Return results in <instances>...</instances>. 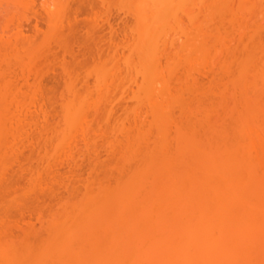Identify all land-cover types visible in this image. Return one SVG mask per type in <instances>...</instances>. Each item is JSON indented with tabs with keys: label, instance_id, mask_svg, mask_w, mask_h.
Wrapping results in <instances>:
<instances>
[{
	"label": "bare ground",
	"instance_id": "obj_1",
	"mask_svg": "<svg viewBox=\"0 0 264 264\" xmlns=\"http://www.w3.org/2000/svg\"><path fill=\"white\" fill-rule=\"evenodd\" d=\"M17 1H19V0H17ZM137 1L138 2L140 1L141 3L139 2V4L143 5V6H141V9H140V7H138L139 8L138 10H140L141 14L136 9V12L140 15V18L137 17L138 20L136 21L139 24V25L137 24L138 30H139V27H141V28L144 27L143 25H145V27H146L147 21L152 20V19H150L151 15L153 13L154 14L152 17H154V15H157L156 14L157 10L158 9L160 10V8L155 9L156 7L154 6L155 5L154 3L158 4L157 3L158 0L157 1L155 0V2H154V0H137ZM187 1H190V0H187ZM200 1L201 0H198V2H200ZM202 1H204L203 4H202V2H200L199 5L200 4L203 5V7H202L203 13L202 14H204V19H205L204 22H206V20H208L207 19L208 17H209V19H210V17H212L211 19H213V16H215L214 13H217L218 11L221 12V10L224 9V7H225V4L222 0H202ZM20 2H21V0L19 1V3ZM27 2H26V4L29 3V2L28 3ZM151 2H154L153 6H152ZM256 2H257V0L255 1V3ZM15 3L16 2H14L13 4H15ZM161 3H162V1H161ZM191 4L192 3L190 2V5ZM28 6H29V4H28ZM137 6H138V3H137ZM156 6H158V5H156ZM165 6H166V4H165ZM222 6H224V7L222 8ZM9 7H12V6H7V8H9ZM19 7H20V5L18 6V8ZM252 7L250 8V10L252 9ZM197 8H200V7H197ZM4 9H6V8H4ZM9 9L4 10L5 11L4 13L7 14L9 12ZM19 9H21V8H19ZM243 11H245V10H243ZM2 12L3 11L0 10V13H2ZM240 12H241V10H240ZM261 12H263V11H261ZM221 13H223V12H221ZM224 13H226V12H224ZM163 14L164 13H162V15H161L162 18H163ZM255 14H257V13H255ZM2 15H0V16H2ZM136 16H137V14H136ZM148 16H150V17L148 18ZM216 16H218V14ZM141 17H143V18H141ZM141 19L143 22H141ZM144 19H146V20H144ZM158 19H160V21H161V18H158ZM144 22H145V24H144ZM211 22L212 21H210V23ZM158 23H159V21H158ZM0 24H1V20H0ZM150 24L151 23L148 22V25H150ZM203 25H205V26H203ZM203 25H202L203 29L198 26L199 28H201V33L199 30L198 36H199V34H201L200 36L203 35L201 38L199 37V39L201 40L199 42L201 44H197L196 45L197 47L195 46V44H193V46H192L191 42L193 41V39H191L192 41H190L189 39L193 34L189 35L190 37L187 40V41H190V44L187 45L189 47V49L184 50V52L187 51V53H190L189 51L192 50L191 53H193L194 48L196 49V52L198 49L197 53H199V54L202 53V55H204V56L201 55L200 58L203 57V59L205 61V63H204V66H205L206 65V58L208 55L207 50L211 47V46L209 47V45L212 44V47H213L215 45L214 44L215 42L213 43V41H214L213 40L212 42H210L211 44H206V35L208 36V33L210 31L208 32L209 29H207L208 33L205 31L206 26L208 25L207 22ZM153 26H154V24H153ZM204 27H205V29H204ZM2 28H4V27H2ZM141 28H140V30H141ZM156 28H158V26ZM17 29L18 28L16 27V30ZM21 29H22V27H21ZM151 29H154V27H152ZM202 30L206 33H204ZM141 31L145 32V30L143 31V29ZM195 31H196V27H195ZM152 33H154V31ZM16 34H17V31L14 34V36H18V34L17 35ZM209 35H211V33ZM145 36H147V38H149V40L151 39L150 37H152V35L148 36L147 34ZM218 37L214 36V38H218ZM147 38H146V40H147ZM14 39H15V37H14ZM209 39L210 38H208L207 41ZM22 40L23 39H21V41ZM146 40H145V42H146ZM218 40H219V42L222 41V39H220V38H218ZM218 40L216 41V43H218ZM4 41H6V39ZM13 41H15V40H13ZM27 41H29V40H27ZM30 41H32L34 43L35 40H30ZM194 42H195V40H194ZM6 43H8V42H6ZM6 43L5 44L2 43V44L5 46ZM22 43H24V44L15 45L16 46L15 48H17V46H18L19 48H21V50L19 48L18 49L20 51H22L23 49L25 50L28 47H30L29 46L30 43L25 44L26 40H24V42H22ZM146 43H148V42H146ZM146 43L140 44L142 46H140L138 44V42H137V44L135 43L136 46L138 45V49L136 48V46H135V49L140 53L142 52L141 54H144V51H143L144 48L143 47H145V49H146V47L148 48V46H149V49H147V51L150 50V47H151L149 44L147 46H144ZM187 43H189V42H187ZM135 44H132L131 47ZM218 44L215 45L214 47L215 48H216V46L220 47L221 42L219 45ZM35 45L37 46L39 44H35ZM151 45H153V44H151ZM7 46H8V44H7ZM259 46H261V45L259 44ZM12 47H14V46L11 45V48ZM222 47L226 48L227 46L221 45L220 48H222ZM243 47H244V45H243ZM2 48H3V46H2ZM215 48L213 50L214 52H215ZM220 48L218 49V51H220ZM31 49L29 51V48H28V51H29L28 53L31 52ZM34 49H35V51H39V49L38 50H36V48H34ZM129 49H131V48H129ZM153 49L151 50L152 53H154V51H156L155 50L156 48L154 47V45H153ZM195 49H194V51H195ZM249 49H250V47H249ZM255 49H257V48H255ZM226 50H228V49L226 48ZM226 50H224V52H226ZM252 50H253V47H252ZM16 51H17V49L15 51H13L14 52L13 53L14 55L12 56V58L14 60L13 62H15V60H16V62L18 61V58H16V57H19V55H17L18 52L15 53ZM213 51H211V53ZM256 51H258V50H255L254 52H248L247 51L248 55L245 52V54H242L243 56L245 55L244 57L240 56V58L234 60L235 65L238 67L237 68L238 71H235L234 68L233 69L236 72V75L238 76V80H236V81H238L239 83L243 82L242 85L244 84L243 80H245V78H246L245 75L249 71L255 77L256 83L261 87H257L258 89H255L256 87L254 85L251 87L252 89L250 88V90L249 89L248 90L247 89L246 90L241 89L242 91L240 90L241 92L239 91L237 93L234 91V89H233V92H231V89L230 90L228 89L230 92L228 90L225 91L226 87L221 88V85H223V83H220L221 84L220 85V84H218L219 82L217 83L216 81L215 82L218 85L214 81H213V83H215V84H212L211 82H210L211 83L210 84L208 82L209 86H207V84H206L207 88L205 85L204 86L202 85L204 88L201 87V89L200 88L197 89L199 86L198 87L196 86L197 88H195V87L194 88L197 90L191 91V92L187 91L188 90L187 88H184V87H186L185 84H184V87H181L182 88L181 90H177V91H173V92H171L167 89H164L166 84H164L162 82V84H164L163 87L161 85L157 84L158 81L160 82V80L157 79L158 77L156 78L157 74L155 77L148 74V72L149 73L153 72V71H151V69L155 65V63L157 62L156 58L154 57L153 58V59H155L154 63H152V64L149 63L150 66L149 65H148V67L146 66L147 68L142 67L143 68L142 71L144 72L143 73L144 75H140V76H142V78L140 79L141 83H138V85L139 84L140 85L137 87V89H135V91L134 90H133V92L131 91L132 93L129 96L133 99L134 102H136V103L142 102V105L145 104L146 113L149 116V121L148 120L146 121V119L144 120L147 122V123L144 122L146 124L145 126L143 123H142L143 125H140L139 122H138V124L135 123V125L132 124L133 129H134V130H132L133 132L131 131L132 133L131 132L129 133L128 131H126L127 129L125 130V127H123L121 122H119L121 124V125L119 124L120 125L119 133L121 131H122V133H124L126 131L125 134H123V136L125 135V137H124L125 139L123 137H121L124 139V143L123 144L121 143L122 145L120 144L122 146L121 147L122 149L119 148L121 152L120 153L118 152V155L120 154L118 163L120 162V164H119V166H118V163H117V165L113 164V166L112 165L110 166L111 169L116 167L115 172H117L119 176L117 177L115 175L117 178H113V174L111 175L109 173L110 174L109 175V174L104 173L105 175L99 177L98 175H100L102 173V172L100 173V171H99L98 175L96 174V176L95 175L90 176V177L88 176V178L86 180H85L86 177L83 179L84 182H81V187L83 190L81 189L82 193L79 192L80 194L78 196L71 194L73 192L69 191V189H67L68 193L71 192V193H69L68 198H65L63 195V197L65 199H61L59 201H56V205L54 206L55 208H53V210H51L49 213L46 212V208H45L44 214L47 213L45 216H44V214L41 216V214H38L39 212L36 215V212H37V209H36L35 215L37 216L36 217L37 219H35V220L36 221L39 220L40 224L37 222L36 223L40 226L39 228L42 229V231H43V232L39 231V233L34 231L31 227H26V225H22V226L20 225L21 227H19V228L14 227L12 225L13 223L11 224L13 226V228H17L19 230L18 231L19 233L17 231H15L16 235H17V233H18V235L19 234L20 235L14 236L15 233H13V230H12L13 228H11L12 233H10L7 228L6 229L8 231H6L5 230L6 224L4 222V220H6L5 217H4L3 221L1 220L3 218V214H4V212H3V214L1 215L2 208H3V204L1 203L0 204V210H1L0 211V223L4 222L3 224H5V225L1 227L2 224H0V227H1L0 228V264H264V91L259 90V88L260 89L264 88V64H261V62L258 63L259 60L258 61L255 60L256 58H258V56L256 57L253 55V53H256ZM5 52H6V50L4 51L3 49L2 50L0 49V103L4 101V97H6L5 96L6 94L11 93L10 90L13 88V87L10 88L11 83L9 84V82H10L9 79H11L10 78L11 76L9 78H6L5 76H7L8 73L6 75H4L5 73L3 74L1 71V69L3 68L1 65L3 63L5 65L4 59H6V57L8 56L7 54H5ZM206 52H207V55H206ZM214 52L212 53V55L214 54ZM224 52H222V53H224ZM7 53L9 54V51H7ZM135 53H136V51L133 52V54H135ZM191 53H190V55H191ZM226 53H228V52H226ZM141 54L139 57L142 56ZM149 54L151 55V57L155 55V53H154V55H152L150 51H149ZM231 54L232 53H230V55ZM33 56H35V55H33ZM185 56L189 57L188 54ZM195 56H197V55H195ZM213 56L215 57V55H213ZM213 56H210V58H214ZM253 56H254V58H253ZM31 57H32V55H31ZM38 57H36V58H38ZM217 57H218V55L216 56V58ZM189 58H191V57H189ZM153 59H152V61H149V60L148 61L153 62ZM227 59H229V58H227ZM33 60H34V58H33ZM195 60H196V58L194 59V65H196L195 63H197ZM29 61L31 62V60H29ZM263 61H264V59L262 60V63H264ZM24 62L25 61H23V63ZM26 62H28V61L26 60ZM199 62L200 61H198V63ZM219 62H218V64H219ZM32 63H34V62H32ZM189 63H191V60ZM207 63H209V62H207ZM28 65H29V63H28ZM184 65H186V62ZM197 65H196V67L199 66V65L198 66ZM227 65H226V67H227ZM27 66H25V67H27ZM101 67H99V68H101ZM218 67H221V66H218ZM222 67L223 68H221V69H223V70L226 69V67L224 65ZM15 68H16V66H15ZM188 68H191V67H188ZM193 68L194 67L192 64L191 69H193ZM30 69H31V67H30ZM156 69H157V67H156ZM159 69H161V68H159ZM194 70H196V69L194 68ZM202 70H203V68H202ZM214 70H216V67ZM217 71H219V68ZM231 71H233V70H231ZM8 72H10V71H8ZM188 72H189V70H188ZM191 72H190V74L192 77ZM140 73H142V72H140ZM202 74H201V76L205 77L207 74V71L204 73L205 74L204 76ZM158 75H159V77L161 76L160 74H158ZM207 76H209V75H207ZM237 76H236V78H237ZM180 77L182 79V76H180ZM211 77L213 78V76H211ZM35 78H36V76H34V79ZM187 78H188V76H187ZM224 78H225V76H224ZM233 78H231V79H233ZM38 79L41 81L40 77ZM75 79H76V77H75ZM188 79H191V78H188ZM37 80H36V82H37ZM100 80H102V79H100ZM163 80H166V79L164 78ZM209 80L210 79L208 78L207 81H209ZM32 81H34L33 77H32ZM190 81H193V80H190ZM195 81H196V79H195ZM249 81H250V79H249ZM75 82H73L72 84H75ZM114 82H115V80H114ZM34 83H33V85H34ZM101 83H102V81H101ZM120 83H123V82H120ZM120 83H118V84H120ZM165 83H166V81H165ZM192 83L194 86V81ZM245 83H246V81H245ZM98 84H99L98 86H102L103 84L105 85V83H103L102 85H100V83H98ZM156 84L159 86L157 87ZM227 84H228V82H227ZM39 85H41V84H39ZM94 85L96 86L97 82ZM195 85H196V83H195ZM27 86H28L27 88L30 87L29 85H27ZM98 86H97V88H98ZM218 86L220 87V89H218ZM223 86H225V85H223ZM237 86L239 87V85H237ZM159 87H161V88H159ZM253 87H255V88H253ZM84 88H86V87H84ZM84 88H82V89H84ZM87 88H89V87L87 86ZM102 88H103V86H102ZM178 88H180V86ZM240 88H243V86ZM38 89H40V88H38ZM183 89H184V92L187 91L188 93H186V92H185L186 94L183 93V91H182ZM235 89H236V87H235ZM25 91H28V90L25 89ZM94 91H96V90H94ZM14 92H15V90H14ZM67 92H68L67 95L69 96V98L67 99L64 97L65 101L61 102L60 106L58 105L60 107V109H59L60 110V117H59L60 121L57 119L59 121L58 122L59 126L56 127L53 125L54 129H56L54 138L57 141V144L56 145L54 144V148H53L55 152H53L51 150V145L48 144V143L52 142V145H53V142L54 143L56 142L55 139H53V141L49 140L48 143L45 142L44 143L45 145L42 146L44 148V146H46V143H47L48 146L50 145V150L53 153H57L58 152L57 149L60 148L59 146L64 144V140L66 139V136H68L70 129L74 128L75 126H78V128L80 127L79 125L81 124V120H82L80 115L83 112L80 115H79V112H80V110L83 111L82 108L84 105L86 106V102L88 103V99H89V98L87 99V97H86L87 96L86 93L88 94L89 92L84 93L85 91H83V93H81L80 91L77 92V91L72 90L71 88H67ZM106 92H108V91L106 90L105 93ZM20 93H22V92L20 91ZM24 93H26V92H24ZM105 93H103V95H105ZM12 94H13V92H12ZM17 94H18V92H17ZM61 94H62V92H61ZM61 94L59 93V95H61ZM117 94H118V92H117ZM9 95H11V94H9ZM20 95L23 96L24 94H20ZM54 95L52 93L53 97H54ZM94 95L96 96V94H94ZM100 95H102V94H100ZM186 95H187V97H185ZM15 96L16 95H14V97ZM62 96H63V94H62ZM11 97H13V96H11ZM11 97H9V98H11ZM24 97H26V96H24ZM24 97H23V99H24ZM100 97L97 96L96 98L100 99ZM105 97H106V95H105ZM109 97H110V95H109ZM124 97H125V95H124ZM6 98H8V96ZM1 99H3V100H1ZM25 99H28V98H25ZM44 99H45V97H44ZM18 100H20V99H17L16 103H19V102H17ZM31 100H32V98H31ZM53 100H54V98H53ZM106 100H110V99H106ZM96 101H98V100H96ZM21 102H23V101H21ZM25 102L27 103V101H25ZM99 102H98V104H99ZM102 102H103V99H102ZM105 102H103V103H105ZM96 103L97 102L94 101V105H96ZM2 104H1V106H2ZM100 104H99V107H101ZM22 105H20V106H22ZM30 105H31V102H30ZM94 105H93V107H94ZM3 106H5V105H3ZM96 106H98V105H96ZM133 106H135V105H133ZM56 108H58V107H56ZM91 108H92V106H91ZM94 108H96V107H94ZM110 108H111V106H110ZM129 108L130 107H128V109ZM1 109H3V110H2V112L0 111V177H1L0 181L3 178L4 171H5V174H7L6 171L8 169V166H10L9 164L7 165V160H8L7 154L4 151L6 143L1 138L3 137V135H5L6 133H9V132H10L9 134L14 135V137L10 135V137H11L10 139H13V141H15L14 138L16 136L15 132L14 133L11 132L13 130L12 129L13 124H11L12 119L11 120L8 119V118H12L10 115V114H12V111H9V113H8L7 108L5 109L4 107H2ZM37 109L39 110V107H37ZM37 109H35V110H37ZM135 109L134 108L132 110L130 109L131 111L134 110L133 113H131V115H132L131 117L137 119V117H136L137 111H135ZM4 110H5V112L3 113ZM43 110L45 111V109H43ZM88 110H90V109H88ZM107 110H106L107 117H109L108 114L110 113V111H107ZM139 110H140V108H139ZM217 110H220L221 113L223 112L222 114H224V118L226 119V122H227V123L225 122L226 126H223L222 124L221 125L223 127L218 126L220 117L218 118L219 115L217 114L218 113ZM6 111L8 113L7 115H5ZM96 111H98V109ZM174 112L179 113L178 116L180 115V117L177 118L179 120H176V118H173ZM215 112H217V113H215ZM92 114H94V112ZM216 114H217V116H216ZM8 115H9V117H8ZM40 115H42V114L40 113ZM88 115L91 116L90 114H88ZM103 115L104 114H102V116ZM122 115H123V113H122ZM138 115H139V113H138ZM144 115H146V114H144ZM5 116H7V117H5ZM21 116H22V114H21ZM44 116H45V114H44ZM98 116L100 117V115H97L96 119H98ZM35 117H37V115ZM13 118H14V115H13ZM43 118H46V116ZM133 118H131L132 121L134 120ZM6 119H8L7 121L9 122V124H11V125H9L6 122L7 123L6 126L7 125H9V127L11 126L10 127L11 130L9 132H7L8 129L6 130V128H5ZM23 119H26V118H23ZM101 120H102V118H101ZM123 120L126 122V119H123ZM19 121H20V119H19ZM89 121H91V120L89 119ZM137 121H138V119H137ZM16 122H18L17 119H16ZM34 122H35V120H34ZM104 122H105V120H104ZM104 122H103V124H104ZM13 123L16 124L15 120L13 121ZM105 123H107V121ZM133 123H134V121H133ZM220 123H221V121H220ZM19 124H21V123H19ZM35 124H36V122H35ZM92 124H94V123H92ZM42 126L43 125H41V127ZM91 126H93V125H90V127ZM17 127L19 129V126H17ZM111 127H112V125H111ZM81 128H83V127H80V129ZM112 129H113V127H112ZM171 129H172L171 132H172L173 136L172 135H170V136H172L173 139L171 137L169 139V135H168V130H169V134H171L170 133ZM77 131H78V129H77ZM81 131H83V129ZM91 131H92V129H91ZM134 131H135V133H134ZM23 132H24V130H23ZM30 132H31V130H30ZM119 133H117V134H119ZM90 134H91V132L89 133V135ZM82 136H84V134H82L81 137ZM115 136H116V134H115ZM17 137H18V135H17ZM47 137L49 138V136H47ZM51 137L53 138V136H51ZM70 140H72V139H70ZM115 140H117V139H115ZM8 141L12 142L13 145L15 143V142L13 143L12 140H8ZM44 141L45 140H43V142ZM84 141L86 142V140H84ZM171 141H173V143H174V145L171 144V146L173 148L171 146L170 147L168 146L169 143H172ZM43 142H41V143H43ZM9 144H11V143H9ZM107 147H108V145H107ZM167 147H169L170 149ZM64 148H66V145ZM110 150H111V148H110ZM43 151H45V150H43ZM45 152L47 154V151H45ZM64 153H66V152L64 151ZM49 154H51V153L48 152L47 155H49ZM59 154H60V152H59ZM20 155H21V153H20ZM52 155L53 154H51V156ZM114 155H113V157H114ZM32 156H34V155H32ZM56 156L54 158L58 157V156L57 157ZM14 157L15 156H13V159H15ZM21 158H23V155ZM32 158H34V157H32ZM54 158H53V160H54ZM43 160H45V159H43ZM50 160H52V159L49 157V161L48 160L47 161L50 162ZM99 160H98V162H99ZM34 161H36V159ZM75 161L73 160L72 164H74ZM93 161H95V159H93ZM54 162L55 161H53L52 164L50 163V165H53ZM61 162H63V160ZM98 162H96V163H98ZM132 162L134 164V165H132L133 167L127 168L126 165L129 167V166H131L129 164L130 163L132 164ZM28 163H29V160L27 161V164ZM38 163H39V161H38ZM96 163H94V164H96ZM114 163H116V162H114ZM12 164H14V162H12ZM41 164H42V162H41ZM47 164H49V163H47ZM94 164H92V165H94ZM15 165L17 168V164H15ZM22 165H23V163H22ZM50 165H48V166H50ZM89 165H90V163H89ZM105 165H107V164H105ZM114 165H115V167H114ZM44 166H46V165H44ZM32 167L33 166H31V168ZM87 167H89V166H87ZM100 167H102V166H100ZM10 168H12V167H10ZM93 168H91V169H93ZM104 168H103V171H104ZM34 169L36 171L35 167H34ZM40 169L42 170V172L44 171L43 168H40ZM48 169H49V167H48ZM48 169L46 168L45 170H48ZM111 169L110 170L108 169V170L111 172ZM53 170H55V169H53ZM98 170H99V168H98ZM44 172L46 173V171H44ZM50 172L52 173L53 171H50ZM22 173H23V171H22ZM34 173H36V172H34ZM34 173L31 172L32 177L34 175L38 174L39 172L37 171L36 174H34ZM40 173H41V171H40ZM17 174H19V173H17ZM52 176H53V174L51 175V177ZM72 176H75V175H72ZM10 177H13L12 173H11ZM4 178H5V176H4ZM29 178H28V174H27V180H29ZM42 178H43V176H42ZM32 179H33V182L28 181L26 183H29V182L31 184L34 183L33 184L34 187H33V185H31V187L29 186L30 187V189H29L28 184H26L27 188L24 189L26 192H23L24 190H22V191H20V193H18L21 195V197L19 195L17 196L16 194H14L15 195V197H14V195L11 194L10 197H13L11 199L13 201L12 204H16L15 200L17 199V197H19L21 199L22 194L25 195L27 193V195H28L32 191V188L33 189L35 188V185L38 184V181H36V178H32ZM60 179H62V178H60ZM67 179H68V182H70L69 178H67ZM76 179H77V177H76ZM13 180L15 182H17L14 177L12 179V182H14ZM53 181L56 182V180H53ZM19 182H21V181H18L17 184ZM60 182H63V181H60ZM30 183H29V185H30ZM40 184L42 187V183H40ZM61 184H59V185H61ZM3 185H5V184H3ZM7 185H5L4 187H6ZM68 185L70 186V183H68ZM78 185H80V184H76V186H78ZM16 186H21V183L19 185H16ZM36 186L39 187V185H36ZM44 186H46V185H44ZM71 186H73V183ZM71 186L68 188H72ZM76 186L75 187L73 186V187L76 188ZM9 187H11V186H9ZM22 188H24V187H22ZM77 188L80 189L79 187H77ZM6 189H9V188H6ZM3 190L5 191V188ZM36 191L37 190H35V192ZM78 191L79 190H77V192ZM35 192H33V193L31 192V194L35 197L39 196V195H34ZM49 192L51 193V191H49ZM74 192H75V190H74ZM77 192H75V193H77ZM63 193H64V191H63ZM8 194H10V192ZM50 195H49V197H50ZM29 196H30V198L32 197L31 195H29ZM29 196H28V198H29ZM44 196H46V195H44ZM23 198H25V197H23ZM46 199L44 201H46ZM32 200L34 201L35 199L32 198ZM26 201H23V202H26ZM4 202H5V200H4ZM35 202H37V201L35 200L33 203H35ZM51 202L52 201H49L50 204H51ZM26 203L28 204V201ZM26 203H25V205H27ZM49 203H48V206H49ZM12 204H10L11 205L10 207H12ZM5 205H6L5 209L7 207H9V206H7L8 202ZM28 205L26 207L25 206L24 207L21 206V207L26 208V210H29L30 209L29 208L30 207V200H29ZM33 206H31L32 209H33ZM15 208H16V206H15ZM15 208H13V210ZM20 208H18V209L20 210ZM22 210H24V209H22ZM11 211L9 213H11ZM31 211L32 210H30L29 213L31 214L32 217L33 216L34 217H33V219H32V217H31V219L30 218L29 219L34 220L35 215H32ZM20 212H21V210H20ZM15 213H17V212L15 211ZM33 213H34V210H33ZM21 218H22V216H21ZM9 221H12V220H9ZM15 223H16V221H15ZM7 224H8V221H7ZM31 224H33V223H31ZM17 225H19V224H17ZM10 226H9V229H10ZM35 228H37V227H35ZM12 234H13V236H12Z\"/></svg>",
	"mask_w": 264,
	"mask_h": 264
},
{
	"label": "rangeland",
	"instance_id": "obj_2",
	"mask_svg": "<svg viewBox=\"0 0 264 264\" xmlns=\"http://www.w3.org/2000/svg\"><path fill=\"white\" fill-rule=\"evenodd\" d=\"M19 1H17V0H0V10L3 11L2 13H0V15L3 14L2 16H0L1 17L0 18V20H1V24H0V36H1L0 37V47L1 48L0 49L1 50L3 49L4 51L6 50L5 54L8 55L6 57V59H4L6 66L3 63L1 65L3 67L1 69V71L3 74L5 73L4 75H6L8 73V75H7L8 77L5 76L6 78H9L11 76L10 78L12 80L9 79L10 82L9 81L8 82H9V84L11 83L10 88L13 87L11 90L9 89L11 91V93H9V94H11V95H9V94L5 95L6 97L8 96V98L4 97V101L0 103V107L1 108L4 107L5 109L7 108L8 113H9V111H12L14 118H13V115L10 114L12 118H8V119H10V120L12 119L11 124H13L14 126L12 125L13 130L11 132H13V133L15 132V135H16L14 138L15 141H13V139H10L11 134H9L10 133L9 131L11 130V128H10L11 126L9 127V125H11V124H9V122L7 121L8 119H6L5 128H6V130L8 129L7 132H9V133H6L5 135H3V137L1 139L4 140V142L6 143L4 151L7 154V159H8L7 165L9 164L10 166H8V169L6 171L7 174H5V171H4L3 178L0 181L1 182L0 183V185H1L0 186V195H1L0 196L1 197L0 198V204L1 203L3 204L1 215L4 212L3 218L1 220L3 221V219L5 217V219H6V220H4V222L6 224L5 230L6 231L9 230L10 233H12V230H13V233H15V231L18 232L19 230L17 228L21 227L22 225H26V227H31L34 231H36L38 233H39V231L41 232L42 229H40L39 228L40 226L37 224V223H39V220H37V221L35 220V219H37L36 218L37 213L39 212L38 214H41V216H42L44 214L45 208H46L47 213H49L51 210H53V208H55L54 206L56 205V201L68 198V195L71 192L68 193L67 189H69V191L73 192L71 194L78 196L80 194L79 192L82 193L83 189L81 187V182H84L83 179L85 177H86L85 178V180H86L88 178V176L89 177L93 176V175L96 176V174L97 175L99 174V171H100V173L101 172L103 173V174L101 173L102 175L101 174L98 175L99 177H101L105 174H109V173L111 175L113 174V178H117L119 176L118 173L115 172L116 171L115 165H117V163L119 161L120 154L118 155V152L119 153L121 152L120 151V149H122L121 145L124 143L125 135L123 136V134H125L126 131H128L130 133L132 130H134L132 124L135 125V123L138 124V122H139L140 125L144 124V126H145L146 124L144 122H146L147 120L149 121V116L146 113L145 104L142 105V102L136 103L129 96L131 95L133 90L135 91V89H137V87L140 85V84L138 85V83H141L140 79L142 78V76H140V75H144L143 74L144 72L142 71L143 70L142 67L147 68L148 65L150 66L149 63H151V64L154 63L155 62V59H153L154 57L156 58L157 64L155 63V65L153 66L154 68L152 67L151 71H153V72H151V73L148 72V74L152 75L153 77H155L157 74L156 78L158 77L157 79L160 80V82L158 81L157 84L161 85L162 87L164 84H166L164 89H167L171 92L181 90L182 89L181 87H184V84L186 86L184 88L188 89L187 91H189V92L196 91L199 88L201 89V87L204 88L203 86L204 85L206 86V84H207V86H209L210 82L212 84H215L216 82L217 83L219 82L218 84L223 83V85H225V86L220 84L221 88L226 87V89L224 88L225 91L228 89L229 90L231 89V92H233V89H234V91L236 93L239 92L241 89L242 90L243 89L244 90H246V89L250 90V88L254 85L256 88L255 87H253V88H255V89H258L257 87H261L256 83L255 77L249 71L245 75L246 78H245V80H243L244 81L243 85H242L243 82L242 83L240 82L241 83L240 84L238 81H236V80H238V76L236 75L235 71H238V69H237L238 67L235 65L234 60L240 58V56H243L242 54H245V52L248 55L247 51L248 52H254L255 50H258V51H256V53H253L254 56H256V57L258 56V58H256L255 60L256 61L259 60L258 63L261 62V64H264V63H262V60L264 59V0H257L256 3H255L256 0H222L225 4V7L222 6V8L224 7V9L221 8L222 9L221 12H223V13L218 11L217 13H214L215 16L217 14H218V16H216V17L213 16V19H211L212 17H210V19L208 17L207 19L209 21L206 20V22L208 23L209 26L208 25H207L208 27L206 26L205 31L207 32V29H209L208 32L210 31L209 33L207 32L208 36L206 35V44H211L210 42H212L214 40L213 43L215 42L214 43L215 45H217L218 43L220 44V42H221V45L227 46L226 48L228 50H226L225 47L220 48L221 45H220V47L216 46L217 49L214 47L215 46L214 44H213L214 45L213 47H212V44L209 45V47L210 46L211 47L209 48L210 50L209 49L207 50L208 55L206 52L207 58H206V65L205 66H204L205 61H204L203 57L200 58L202 53L201 54L197 53L198 49H197V52H196L195 48H194L195 51L193 49V53L197 56H195L193 53H191L192 50L189 51L191 53V55H190V53H187V51L184 52V50L189 49V47L187 45L190 44V41H192L191 39H193V41L191 42L192 46H193V44H195V46L197 44H201L199 42V41H201L199 39V37L201 38L203 35L200 36L201 34H199V36H198V33H199V30L201 33V28L203 29L202 25L206 23V22H204V20H205L204 14H202L203 13V8H202L203 5H201V4L199 5L200 2H202V4H203L204 1H202V0L200 2H198V0H190V1H187V0H172V1L171 0H158V2H157L158 4L154 3L155 2V0H154V2H151L152 6L155 4L154 5L156 7L155 9L160 8V10L159 9L157 10V13H156L157 15H154V17H152L154 13L151 15L152 18L150 16H148V18L150 17V19H152V20L147 21L146 27H145V25L142 24L144 27H142V28L139 27V30H138L139 24L136 21L138 20L137 17L140 18V15L136 12V9L138 10L139 9L138 7H140V9H141V6H143V5H140L139 4L140 1L138 2L137 0H27L29 3L26 0H21L20 3H19ZM161 1H162V3H161ZM14 2H16L17 4L16 3L13 4ZM26 2L29 4V6H28V4H26ZM190 2L192 3L191 5H190ZM137 3H138V6H137ZM165 4L167 7L165 6ZM17 5L18 6L20 5L19 8H21V9H19ZM156 5H158L159 7ZM7 6H12V7H9L10 8L9 9V8H7ZM197 7H200V8H197ZM251 7H252V9L250 10ZM4 8H6V9H4ZM7 9H9V12L10 11L11 12L10 13L8 12L6 14V13H4L5 12L4 10H7ZM239 9L241 10V12ZM243 10H245V11H243ZM138 11L140 13V10H138ZM261 11H263V12H261ZM224 12H226V13H224ZM162 13H164L163 18L161 16ZM255 13H257V14H255ZM136 14H137V16H136ZM141 18H143V17H141ZM158 18H161V21ZM144 20H146V19H144ZM158 21H159V23H158ZM210 21H212V22L210 23ZM141 22H143L142 19H141ZM148 22H150L151 24L148 25ZM144 24H145V22H144ZM153 24H154V26H153ZM157 26H158V28H156ZM198 26L201 28H199ZM203 26H205V25H203ZM2 27H4V28H2ZM16 27L18 28L17 30H16ZM21 27H22V29H21ZM152 27H154V29H151ZM195 27H196L197 32L195 31ZM140 28H141V30L143 29V31L145 30V32H142L140 30ZM204 29H205V27H204ZM16 31H17L18 36H14ZM153 31H154V33H152ZM206 32H204V33H206ZM210 33H211V35H209ZM146 34L148 36L152 35V37H150L151 38L150 40H149V38H147V36H145ZM189 35H192V36L190 37ZM213 35L216 37L219 36L218 38L222 39V41L219 42L218 38H214ZM13 36L15 37V39ZM145 37L147 38V40ZM189 37H190V39H189L190 41H187ZM208 38H210V39L207 41ZM3 39L4 40L6 39V41H4ZM21 39H23V40L21 41ZM216 39L218 40V43H216V41H217ZM13 40H15V41H13ZM24 40H26L25 44L30 43V45H29L30 47H28L29 51L32 48L30 53H28L29 52L28 48L25 50L22 48L23 49L22 51H20L21 48H19L18 46H17V48H15L16 47L15 45L24 44V43H22V42H24ZM27 40H29V41L35 40V41L33 43L32 41L29 42ZM145 40L148 43H146ZM194 40H195V42H194ZM4 42L5 43L8 42V43H6V45L4 46L3 45V44H5ZM137 42L139 45L146 43L144 46H147L149 44L151 46L150 50L147 51V49H149V46H148V48L146 47V49H145V47H143L144 48V50H143L144 54H141L142 52L140 53L135 49ZM187 42H189V43H187ZM7 44H8V46H7ZM35 44H39V45L36 46ZM132 44H135V45H133L131 47ZM151 44H153L154 47L156 48L155 49L156 51H154L155 55L151 51L153 49V45H151ZM242 44L244 45V47ZM259 44L261 46H259ZM11 45L14 47L11 48ZM2 46H3V48H2ZM140 46H142V45H140ZM249 47H250V49H249ZM252 47H253L254 51L252 50ZM34 48H36V50L39 49V51H35ZM129 48H131V49H129ZM136 48L138 49V45L136 46ZM214 48H215V52L213 51ZM219 48H220L221 52L218 51ZM255 48H257V49H255ZM16 49H17V51L15 53L18 52L19 54L17 53V55H19V57H16V58H18L17 62H16V60H15V62H13L14 61L12 58V56L14 55L13 51H15ZM224 50H226V52H228V53L224 52ZM7 51H9V54L7 53ZM135 51L137 54L136 53L133 54V52H135ZM149 51L154 56L151 57V55L149 54ZM211 51L214 52L213 55H215V57L212 55L213 52L211 53ZM222 52H224V53H222ZM139 53L142 55L141 57H139L140 56ZM230 53H232V54L230 55ZM187 54L191 58H189L188 56L186 57L185 55H187ZM31 55L34 58V60L31 57ZM33 55H35V56H33ZM209 55L213 56L214 58H210ZM217 55H218V57L216 58ZM193 56L196 58L195 61L197 63H195V64L196 65L198 64L199 65V66L197 65L198 67H196V65H194V59L195 58ZM202 56H204V55H202ZM254 56H253V58H254ZM36 57H38V58H36ZM227 58H229V59H227ZM152 59H153V62H149V61H152ZM26 60L28 62H26ZM29 60H31V62ZM190 60H191V63H189ZM23 61H25V62L23 63ZM184 61L186 62V65H184L185 64ZM198 61H200V62L198 63ZM217 61L218 62L220 61L219 64ZM32 62H34V63H32ZM207 62H209V63H207ZM28 63H29V65H28ZM192 64L196 70H194V68L191 69ZM223 65L225 67L227 65V67L225 69L226 71L221 69V68H223L222 67ZM15 66L17 69L15 68ZM25 66H27V67H25ZM218 66H221V67H218ZM30 67H31V69H30ZM99 67H101V68H99ZM156 67H157V69H156ZM158 67L161 69H159ZM188 67H191V68H188ZM215 67H216V70H214ZM202 68H203V70H202ZM218 68H219V71H217ZM233 68L235 69V71ZM188 70H189V72H188ZM231 70H233V71H231ZM8 71H10V72H8ZM206 71H207V74L205 76L206 78L202 77L201 74L203 73L202 75L204 76L205 75L204 73ZM140 72H142V73H140ZM190 72L192 73V77H191ZM158 74H160L161 76L159 77ZM33 75L36 76L37 79L40 77L41 81L39 79L37 80L36 78L34 79ZM207 75H209V76H207ZM180 76H182V79ZM187 76H188V78H191V79H188ZM211 76H213V78ZM224 76H225V78H224ZM236 76H237V78H236ZM32 77H33L34 81H32ZM75 77H76V79H75ZM99 78L102 80H100ZM162 78L163 79L165 78L166 80H163ZM208 78L210 79L209 81H207ZM231 78H233V79H231ZM195 79L197 82L195 81ZM249 79H250V81H249ZM36 80H37V82H36ZM114 80H115V82H114ZM190 80L194 81V86L192 83L193 81H190ZM68 81L69 82L71 81V82L69 83ZM101 81H102V83H101ZM165 81H166V83H165ZM213 81L214 82L216 81V82L213 83ZM245 81H246V83H245ZM73 82H75V84H72ZM96 82H97V85L95 86L94 84ZM120 82H123V83H120ZM162 82L164 84H162ZM227 82H228V84H227ZM33 83H34V85H33ZM98 83H100V85L105 83V85L103 84L102 85L103 88H102V86H98L99 85ZM118 83H120V84H118ZM195 83H196V85H195ZM39 84H41V85H39ZM157 84H156V86L158 87L159 85H157ZM27 85L30 86L29 87L30 89L27 88L28 87ZM86 85L89 88H87ZM237 85H239V87ZM97 86H98V88H97ZM179 86H180V88H178ZM196 86L197 87L199 86V87L197 88ZM207 86H206V88H207ZM219 86H218V89H220ZM242 86H243V88H240ZM84 87H86V88H84ZM194 87L197 89H195ZM235 87H236V89H235ZM38 88H40V89H38ZM67 88H71L72 90L77 91V92L80 91L81 93H83V91H85L84 93L89 92L88 94L86 93V95H87L86 97H87V99L89 98L90 100L88 99V103L86 102V106L85 105L83 106V108H82L83 111L80 110V112H79V115L83 112L80 115L82 120H81V124L79 125L80 127H83V128L80 129V127L78 128V126H75L74 128L70 129L68 136H66V139L64 140V144L66 145V148H64L65 147L64 144H63L64 146L60 145L59 146L60 148L57 149V151H58L57 152L58 154H57V153H53V152H55L53 149L54 144L55 145L57 144V141L54 138L56 129H54L53 125L56 127L59 126V123H58L60 121L59 120L60 119L59 118L60 117V110H59L60 107L59 106L61 105V102L65 101L64 97L67 99L69 98V96L67 95L68 94ZM82 88H84L85 90ZM159 88H161V87H159ZM25 89L28 90L29 92L25 91ZM14 90H15V92H14ZM94 90H96V91H94ZM104 90L105 91L107 90L108 92L105 93ZM259 90L264 91V88H262V89L259 88ZM20 91L22 93H20ZM182 91H183V93H185V92L188 93L187 91L184 92V89ZM12 92H13V94H12ZM17 92H18V94H17ZM24 92H26V93H24ZM61 92H62L63 96H62ZM117 92H118V94H117ZM52 93H53V95L55 94L54 97L52 96ZM59 93L61 95H59ZM93 93L96 94V96ZM103 93H105L106 97H105V95H103ZM20 94H24V95L22 96ZM100 94H102L103 96ZM14 95H16V96L14 97ZM109 95H110V97H109ZM124 95H125V97H124ZM11 96H13V97H11ZM24 96H26V97H24ZM97 96H99V97L101 96L100 99L96 98ZM9 97H11L12 99ZM23 97H24V99H23ZM44 97H45V99H44ZM185 97H187V95ZM25 98H28V99H25ZM31 98H32V100H31ZM53 98H54V100H53ZM17 99H20L17 101L19 103H16ZM102 99H103V102H105V101L106 102L103 103ZM106 99H110V100H106ZM1 100H3V99H1ZM96 100H98V101H96ZM21 101H23V102H21ZM25 101H27V103ZM94 101L97 102L96 105H98V106L94 105ZM30 102H31V105H30ZM98 102H99V104L102 102L100 104L101 107H99ZM1 104H2V106H1ZM19 104L20 105L23 104V105L20 106ZM3 105H5V106H3ZM93 105L96 108H94ZM133 105H135V106H133ZM91 106H92V108H91ZM110 106H111V108H110ZM37 107H39V110L37 109ZM56 107H58V108H56ZM128 107H130V108L128 109ZM1 108H0V111L2 112L3 109H1ZM122 108L123 109L125 108L126 110L125 109L123 110ZM133 108L134 109L136 108L135 111H137L136 117H137L138 121L136 118L131 117L132 116L131 113H133V111H134V110L131 111ZM139 108H140V110H139ZM35 109H37L38 111ZM43 109H45V111L46 110L47 111L45 112ZM88 109H90L91 111ZM95 109L96 110L98 109V111H96ZM106 110L110 111V113L108 114L109 117H107ZM92 111L94 112V114H92L93 113ZM217 111H218V113L217 112H215V113H217L219 115L218 118L220 117V119H221V120L219 119V125L218 126H220V127L226 126L227 122H226V119L224 118V114H222L223 112L221 113L220 110H217ZM4 112H5V110L3 111V113ZM8 113L6 111L5 115H7ZM40 113L42 115H40ZM122 113H123V115H122ZM138 113H139V115H138ZM175 113L176 112H174V114H173L174 115L173 118H176V120H179V119H177L180 117V115L178 116L179 113H176L177 115ZM21 114H22V116H21ZM44 114H45L46 118H43V117H45ZM88 114H90L91 116H89ZM102 114H104V115L102 116ZM144 114H146V115H144ZM217 114H216V116H217ZM36 115H37V117H35ZM97 115H100V117L98 116V119H96ZM5 117H7V116H5ZM8 117H9V115H8ZM23 118H26V119H23ZM101 118H102V120H101ZM122 118L126 119V122ZM131 118L134 119L133 120L134 123H133ZM16 119L18 122H16ZM19 119H20V121H19ZM89 119L91 121H89ZM145 119H146V121H144ZM14 120H15L16 124L13 123ZM34 120H35L36 124H35ZM104 120H105V122L107 121V123H105ZM220 121H221V123H220ZM6 122L9 125L6 126V124H7ZM103 122H104V124H103ZM119 122H121L123 127H125V130L127 129L124 133H122V131H121L120 132L121 134L119 133V131H120L119 129H120V125H121ZM17 123L18 124L21 123L22 125L21 124L18 125ZM92 123H94V124H92ZM40 124L43 126L41 127ZM90 125H93V126L90 127ZM111 125H112L113 129H112ZM17 126H19V129ZM77 129H78V131H77ZM82 129H83V131H81ZM91 129H92V131H91ZM172 129L170 130L171 134H169V130H168L169 139H170V137L173 139V137H172L173 135L171 132ZM23 130H24V132H23ZM30 130H31V132H30ZM89 131L91 132L92 135L91 134L89 135V133H90ZM117 133H119L120 135ZM134 133H135V131H134ZM80 134L81 135L84 134L85 137L84 136L81 137ZM115 134H116V136H115ZM17 135H18V137H17ZM170 135H172V136H170ZM11 136L14 137V135H11ZM47 136H49L50 139ZM51 136H53V138ZM121 137H123L124 139ZM114 138L117 140H115ZM53 139H55V141H56L55 143L53 142V145H52V142L48 143L49 140L53 141ZM70 139H72V140H70ZM8 140H12L13 143L15 142L14 145L12 144V142H9ZM43 140H45V141L43 142ZM84 140H86V142ZM173 141H171L172 143L168 142L170 144V145L168 144L169 147L171 146V144L174 145ZM41 142H43V143H41ZM45 142H47L48 144L51 145V150L53 152H51L50 145L48 146L47 143H46V146H44V148L42 147L43 145H45L44 144ZM9 143H11V144H9ZM107 145H108V147H107ZM169 147H167V148H169ZM110 148H111V150H110ZM43 150L47 151V154H48V152H50L53 155L52 156H51V154L47 155L46 152ZM64 151L66 153H64ZM59 152H60V154H59ZM20 153H21V155H20ZM22 155H23L24 159L21 158ZM32 155H34V156H32ZM113 155H114V157H113ZM13 156H15L14 157L15 159H13ZM55 156L57 158H54ZM32 157H34V158H32ZM49 157L52 160L54 158L53 161H55V162L53 163V165H50V163L52 164V162H53L52 160H50V162H48ZM35 159H36V161H34ZM43 159H45V160H43ZM93 159H95L96 162H98V160H99V162L96 163L95 161H93ZM28 160H29V163H28L29 165L27 164ZM62 160H63V162H61ZM73 160L74 161L76 160L75 161L76 163L74 162V164H72ZM38 161H39V163H38ZM40 161L42 162V164ZM87 161L90 163V165ZM12 162H14V164H12ZM114 162H116V163H114ZM19 163L21 165L23 163V165L21 166ZM47 163H49V164H47ZM94 163H96V164H94ZM15 164H17V168H16ZM92 164H94V165H92ZM105 164H107V165H105ZM113 164H115L114 165L115 168L111 169L110 166L111 165L113 166ZM119 164H120V162L118 163V166H119ZM44 165H46V166H44ZM48 165H50V166H48ZM129 165H131V166L128 167L126 165V167L131 168V167H133L132 165H134V164L132 162V164L130 163ZM31 166H33V167L31 168ZM87 166H89V167H87ZM100 166H102L103 168L105 167L104 171H103V168ZM10 167H12V168H10ZM34 167L36 168V171H35ZM48 167H49V169H48ZM40 168H43V170L46 171V173L44 171L42 172V170ZM44 168L45 169L47 168L48 170H45ZM91 168H93V169H91ZM98 168H99V170H98ZM53 169H55V170H53ZM108 169L109 170L111 169V172ZM22 171H23V173H22ZM37 171L39 172L38 174H36ZM40 171H41V173H40ZM50 171H53L54 173L53 172L51 173ZM10 172L12 173V176L16 179L17 182L18 181H21V182H19L18 184L14 180H13L14 182H12L13 177H10V175H11ZM31 172H33V173L36 172L34 174H36L37 176L34 175L32 177ZM17 173H19V174H17ZM27 174H28V178L31 176L29 178V180H27ZM52 174H53V176L51 177ZM72 175H75V176H72ZM4 176H5V178H4ZM42 176H43V178H42ZM76 177H77V179H76ZM32 178H36V181H38V184H36V185H39V187L35 185L34 189L37 191L35 192V190L32 188L31 192L32 193L35 192L34 195H39V196L35 197L31 194V192L28 195H27V193L25 195L22 194V198L21 199L19 197H17V199L15 198L16 200L15 199L14 200H15L16 204H12L13 201L11 199L13 197H10L11 194H13V195L16 194L17 196L19 195L21 197V195L18 193H20V191L27 188L26 184H28L29 189H30L31 185L34 184V183L31 184L29 182L30 183V185H29V183H26L28 181L33 182ZM60 178H62L63 180ZM67 178H69L70 182H68ZM53 180H56L57 183L54 182ZM60 181H63V182H60ZM67 182L70 183V186L73 183L74 187L76 186V184H80V185L76 186V188H74L73 186H71L72 188H68L70 186L68 185ZM2 183L5 185L8 184L7 185L8 187L7 186L4 187L5 185H3ZM20 183H21V186H16V185H19ZM40 183H42V187H41ZM59 184H61V185H59ZM44 185H46V186H44ZM9 186H11V187H9ZM3 187L5 188L6 192L3 190L4 189ZM22 187H24V188H22ZM33 187H34V185H33ZM77 187H79L80 189H78ZM6 188H9V189H6ZM74 190H75V192H77V190H79V191L77 193H75ZM49 191H51L52 194ZM63 191L65 194L63 193ZM9 192H10V194H8ZM23 192H26V191L24 190ZM29 195H31L32 197L30 198ZM44 195H46V196H44ZM49 195L51 198L49 197ZM63 195L65 198L63 197ZM28 196H29V198H28ZM14 197H15V195H14ZM23 197H25V198H23ZM32 198L37 201V202H35L36 204L33 203L35 200L33 201ZM45 199H46V201H44ZM4 200H5V202H4ZM26 200L28 201V204H29V200H30V207H29L30 209L28 208L29 210H26V208L21 207V206L26 207L28 205L26 203L27 202ZM6 201L8 202L7 206H9V207H7L5 209V207H6L5 204H7ZM23 201H26V202H23ZM49 201H52L51 204L49 203ZM25 203L27 205H25ZM48 203H49V206L51 208L48 206ZM10 204H12V207H10L11 206ZM15 206H16V208H15ZM31 206H33V209ZM13 208H15V209L13 210ZM18 208H20L21 212ZM22 209H24V210H22ZM36 209H37V212L35 211ZM30 210H32L31 211L32 215H35V212H36L34 220H30L32 217L31 214L29 213ZM33 210H34V213H33ZM10 211H11V213H9ZM15 211L17 213H15ZM46 214H44V216ZM21 216H22V218H21ZM33 217H32V219H33ZM8 219L12 220V221H9ZM14 220L19 225H17ZM7 221H8V224H7ZM4 222L0 223V224H2L1 227L5 225V224H3ZM31 223H33V224H31ZM11 224L17 228H13V226ZM9 226H10V229H9ZM35 227H37V228H35ZM11 228H13V229L11 230ZM36 229L37 230L39 229V230L37 231ZM18 233H17V235L15 233L14 236L15 235L19 236L20 234L18 235ZM12 236H13V234H12Z\"/></svg>",
	"mask_w": 264,
	"mask_h": 264
}]
</instances>
